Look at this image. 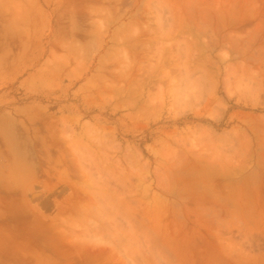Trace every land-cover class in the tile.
I'll return each instance as SVG.
<instances>
[{
  "label": "rangeland",
  "instance_id": "374dc122",
  "mask_svg": "<svg viewBox=\"0 0 264 264\" xmlns=\"http://www.w3.org/2000/svg\"><path fill=\"white\" fill-rule=\"evenodd\" d=\"M48 1L0 48L56 84L0 109L73 189L0 213V264H264V0Z\"/></svg>",
  "mask_w": 264,
  "mask_h": 264
},
{
  "label": "crops",
  "instance_id": "0c3cea01",
  "mask_svg": "<svg viewBox=\"0 0 264 264\" xmlns=\"http://www.w3.org/2000/svg\"><path fill=\"white\" fill-rule=\"evenodd\" d=\"M48 5V0H0L2 46L14 34L31 32V22L47 23ZM39 29L42 31V25ZM20 53L24 55L19 57ZM33 53L30 48L7 51L0 48V95L8 87L16 95L25 93L33 97L39 90L41 92L56 84L55 75L47 74L46 62L40 61L36 65L29 62ZM8 97L4 101L10 100ZM20 110L13 106L6 110L0 109V213L22 215L31 212L37 215L45 212L43 198L58 197L64 184L69 186V190L73 189V185L68 181L34 175L36 171L30 164L31 154L37 150L33 135L40 132L28 125L12 124L15 116L17 120H21L20 117L24 121L28 120Z\"/></svg>",
  "mask_w": 264,
  "mask_h": 264
},
{
  "label": "bare ground",
  "instance_id": "6f19581e",
  "mask_svg": "<svg viewBox=\"0 0 264 264\" xmlns=\"http://www.w3.org/2000/svg\"><path fill=\"white\" fill-rule=\"evenodd\" d=\"M83 210H84V209H83ZM80 244H81V243H80ZM80 244H79V245H80ZM84 245H85V244H84ZM73 246H74V244H73ZM71 247H72V246H71ZM74 247H75V246H74ZM77 247H78V246H77ZM77 247L75 248L76 250L79 248V247H78V248H77ZM67 248L70 249V247H67ZM81 248L83 249V248H85V247L82 246ZM95 248H96V247H95ZM95 248H94V250H95ZM85 249L87 250V248H85ZM98 249H99V248H98ZM72 250H73V248H72ZM72 250H70V251H72ZM79 250H81V249H79ZM83 250H84V249H83ZM112 250H113V249H112ZM92 251H93V250H92ZM96 251H97V250H96ZM103 251H104V250H103ZM105 251H106V250H105ZM108 251H109V250H108ZM110 251H111V250H110ZM66 252H67V251H66ZM68 252H69V250H68ZM73 252H74V251H73ZM75 252H77V251H75ZM75 252H74V254H75ZM78 252H79V251H78ZM98 252H99V251H98ZM112 252H113V251H112ZM81 253H82V252H81ZM84 253H86V252H84ZM88 253H90V252H88ZM100 253H101V251H100ZM92 254H93V253H92ZM97 254H99V253H96V255H97ZM110 254H111V253H110ZM110 254H109V255H110ZM79 255H80V254H79ZM84 255H85V254H84ZM75 256H76V255H75ZM80 256H81V255H80ZM88 256H89V255H88ZM92 256H93V255H92ZM94 256H95V255H94ZM77 257H78V256H77ZM83 257H85V256H83ZM79 258H80V257H79ZM91 258H92V257H91ZM114 258H115V257H114ZM114 258H113V259H114ZM93 259H94V258H93ZM78 260H79V259H78ZM83 260H86V258L83 259ZM105 260H106V259H104L103 261H105ZM110 260H111V262H112V259H110ZM81 261H82V260H81ZM81 261H79V262H80L79 264H81ZM88 261H89V260H88ZM76 262H77V261H76ZM99 263H100V262H99ZM119 263H120V261H119ZM73 264H74V263H73ZM97 264H98V263H97ZM102 264H103V263H102Z\"/></svg>",
  "mask_w": 264,
  "mask_h": 264
}]
</instances>
